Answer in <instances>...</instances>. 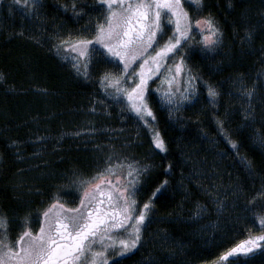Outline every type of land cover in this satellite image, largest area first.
Segmentation results:
<instances>
[{"label": "trees", "instance_id": "1", "mask_svg": "<svg viewBox=\"0 0 264 264\" xmlns=\"http://www.w3.org/2000/svg\"><path fill=\"white\" fill-rule=\"evenodd\" d=\"M0 1L7 6L11 0ZM39 2L37 12L44 24L42 30L54 29L63 37L68 33L75 35L88 15L101 17L104 12L98 0ZM73 3L77 5L76 11ZM80 7L84 13L78 11ZM6 13L0 34V73L6 77L5 82H0V215L11 222L13 213L22 216L28 203L36 206L39 199L46 198V194L36 192L47 190L38 186V190L30 189L33 192L29 196L17 194L16 176L32 174L28 172L31 167L27 161L30 147L16 148L20 145L17 143L13 149L12 141L23 140L33 131L34 123L53 130L60 128L77 113L91 87L59 61L55 51L49 50V44L21 30L15 9ZM208 15L221 29L219 45L201 53V45L193 46L195 42L192 45L190 39L182 55L199 80L218 92L216 102L213 103V98L212 103L206 104V99L196 102L181 112L182 120L172 122L152 94L147 95L156 117L154 126L164 139L166 150L154 151L148 159L151 170L146 175L147 182L142 181L137 198L143 204L156 187L153 181L164 179L167 170L169 185L153 199L150 222L143 236L156 231L168 240L158 242L153 238L147 241V247L142 241L133 253L109 264H211L236 243L264 232L257 220L264 215V197L258 195L264 187V144L260 142L264 137V0H201L189 12L192 20ZM250 27L255 30L248 39L246 30ZM241 76L248 87L253 82L260 85L254 100L255 122L242 120L233 108L231 86L241 84ZM217 117L225 121L227 133L237 142L236 148L220 132ZM21 151L23 157L17 158L14 152ZM89 153L90 148L65 140L59 150L48 149L42 160L36 158L35 162L44 161L56 172L88 173L92 169ZM225 186H230L233 194L228 202L224 201L225 209L217 212L216 197L209 193ZM197 204L207 210L195 220L189 216ZM10 231V236L15 237V232ZM218 262L264 264V250L258 249L249 257L237 255Z\"/></svg>", "mask_w": 264, "mask_h": 264}, {"label": "snow or ice", "instance_id": "2", "mask_svg": "<svg viewBox=\"0 0 264 264\" xmlns=\"http://www.w3.org/2000/svg\"><path fill=\"white\" fill-rule=\"evenodd\" d=\"M195 2L200 4L201 0ZM98 3L104 12L90 29L93 33L91 38L68 33L66 37L58 38L59 42L54 47L58 51L68 49L75 53L71 57L65 53L64 59L70 60L75 71L85 77L89 75L87 70L93 54L107 63H115L119 71H104L98 83L107 96L118 104H124L148 127L155 148L165 151L164 139L152 126L156 117L148 103L150 82L154 83L153 77H156L168 85L162 99L170 106L191 99L196 91L194 81L199 77L187 69V80L179 84L177 77L186 70L181 49L191 38L193 22L200 26L202 43L209 50H215L219 45L221 29L211 15L193 21L182 0H98ZM38 6L39 0H23L24 9L35 10ZM72 7L77 10L75 3ZM78 11L84 13L85 10L80 7ZM172 25V34L163 39L165 28ZM254 30V27L246 30L248 39H251ZM177 54H180L178 59ZM169 60H172L171 64ZM240 80L247 102L244 110L251 117L254 112L252 101L260 85L253 82L248 87L242 82L243 76ZM5 81V75L0 73V82ZM180 87L183 92L177 98ZM208 94L215 103L219 94L210 85ZM95 110L93 107L92 111ZM216 120L220 132L224 133L232 148H236L237 142L227 133L225 121L219 117ZM260 142L264 144V137L260 138ZM12 144H17V141L13 140ZM96 148L103 151L99 145ZM96 159L97 166L91 174L73 173L71 183L81 192L79 204L69 207L59 198H54L39 213L38 230L33 231L25 224L15 240H10L7 219L0 216V264H109L110 251L124 255L142 245L143 230L154 207L153 199L163 194L169 185L167 170L164 179L153 181L156 187L140 204L136 199L140 190L138 185L142 181L147 182L146 174L150 166L114 151ZM261 194L264 193H258ZM214 203L217 212L225 209L223 200L216 198ZM197 209L198 214L207 210L200 204H197ZM257 220L258 226L264 229V215L258 216ZM256 249L264 250V233L241 240L223 252L218 260L225 261L237 253L248 256Z\"/></svg>", "mask_w": 264, "mask_h": 264}, {"label": "rangeland", "instance_id": "3", "mask_svg": "<svg viewBox=\"0 0 264 264\" xmlns=\"http://www.w3.org/2000/svg\"><path fill=\"white\" fill-rule=\"evenodd\" d=\"M15 1L16 0L9 1L10 3H6L7 6L2 5L0 1V34L3 31V26L5 24L4 13L7 12L6 14H10L12 12V9H15L19 22L21 23V30L24 32L27 31L29 32V34L31 33L35 35L37 39L41 38V40L49 44V50L55 51L56 57L59 59V61L69 67L78 80L90 86L91 92L88 94L82 105L79 106L77 113L71 119H68L64 124H61L60 128H57V130H53L45 124L34 123L35 125L33 131H31L30 134H27L23 140L17 142L20 145H12L13 149H15V146H17L16 148H23L26 146L30 147V149L27 150L29 156V159L27 161L28 166L31 167L28 172H32V174H28L27 176H16L15 182L18 185L19 190L17 194L20 195L21 193L24 196H29L33 192V190H38V186L47 190L46 192L35 193L42 196L46 194V198L39 199V202L36 206H30L31 203H28L29 205L23 209L24 214L22 216L18 212H15L10 216V219L12 221L9 222L7 220V235L10 240H15V238L23 230V226L25 224L31 227L33 231L38 230L40 221L39 213L43 208L47 207L54 198H59L61 203H64L69 207H75L77 204H79V197L81 195V192L77 186L71 183L73 173L77 172L86 175L91 174L97 166V157L103 156L106 152L114 151L124 156H128L130 159L137 160L140 162V164L149 165L150 167L147 172L148 174L151 170V164L149 163L148 159L151 158V156L154 154V151L161 152V150L156 149L155 145L152 143V133L148 129V127L145 126L142 121H139L136 118L135 114L130 112L124 104H118L114 102V100L110 96H107L104 89L101 88L100 84L98 83V78L104 71L118 72L119 67L115 63H107L103 58L93 54L90 66L87 70L89 75L85 77L83 73L78 74L72 67V63L70 62V60L64 59L65 53H69L70 57L75 56L76 54L71 53L68 49H62L58 51V49L54 47V45L58 44L59 42L58 38H63V35L56 34L54 29H52L51 31L42 30L44 24L42 23V19H40V14L37 12L39 6L35 10H33L32 8L24 9L23 0H21L20 3H17ZM29 2H31V0H29ZM182 3L188 13L196 4L195 0H182ZM101 17L100 14H98L97 16L95 14L88 15L85 21V25L77 29L75 35H83L87 38H91L93 33L90 29L94 27L97 19ZM173 27L174 25L165 28V35L163 39H167V37L172 34ZM199 27L200 26L195 25V23L193 22L192 30L190 32L191 40H189L191 44L195 42L194 45L192 44L193 46H196V44H198V46L201 45L199 51H201V53H204L205 51L202 50L208 49H206L202 43V33L199 31ZM85 29L89 30L85 31ZM67 35L68 34H65L64 36ZM185 47L186 44L181 49L180 54L183 53ZM180 54H177L176 59L179 58ZM168 63L171 64L172 60H169ZM185 64V72L182 73L181 76L177 77L179 84H183V82L187 80V69L191 70L192 75L198 77L187 60H185ZM262 79L264 83V73L262 75ZM153 80L155 82H150L149 92L147 93V95L149 93L152 94V98L154 99V101H156L161 109H163L167 113L168 119H170L172 122H179L180 120H182L180 116L181 112L191 108L196 102H202L204 99H206V104L208 102L212 103V100H210L211 98L208 94L209 85L203 84V82L197 79L196 81H194L196 91L192 94L191 99L182 100L179 104L170 106L166 101H163L162 99L164 89L167 88L168 85L166 83H162L161 80L156 79V77H153ZM200 82L203 89L200 88ZM179 84L177 85V87H179ZM158 88L160 89V91H156ZM180 92H183L182 87H180L179 92H177V98L179 97ZM231 93L234 99V102L232 103L233 108L240 113L239 115L241 119L244 121L255 122L257 115V111L254 105L255 98L252 101L254 112L252 116L249 117L244 110L247 107V102L246 98L242 94L240 84L234 83L231 86ZM93 107H95V111H92ZM169 113H171V115ZM152 126L155 128L154 123H152ZM37 137H40L41 139H37ZM65 140L71 141V143L74 145H80L86 148H90L89 159L92 164V169H90V172L87 173L85 171L77 170H72L69 173H63L59 171L56 172L50 170L47 167L48 165H46L44 161H41V164L39 163L40 165L38 164V162H35L36 158L41 159V156L44 155L48 149L54 148L56 150H59L63 146ZM97 145H99L100 148L103 149V151H98L96 148ZM210 145H212V142H210ZM14 155L17 158H22L23 152H14ZM36 164L37 166L35 167ZM36 181L40 182V184H35ZM141 184L138 185V188H140ZM22 189L27 190L22 191ZM231 193L233 194L231 187L225 186L222 187V189L215 188L212 196L228 202ZM260 193H264V187L260 190ZM261 196L264 197V194H261ZM136 199L138 200L137 195ZM201 213L202 212H200L199 214ZM191 217L192 219L197 220V208L194 209L192 214L190 213L189 218ZM149 222L150 220L147 222L146 226L149 224ZM10 229L15 232V237L10 236ZM262 233L264 232H261V234ZM162 235L163 234H160V232L153 231L150 233V231H148L147 236L145 238L143 236V241H145L144 244L142 243L143 246L147 247V241L153 238L158 242L160 240H168L166 236ZM138 247H140V245ZM134 251L135 250H133L131 253H133ZM129 254L118 255L117 253H112L110 251L108 255V261L110 263L113 260L120 259ZM218 261L219 260L211 264H218Z\"/></svg>", "mask_w": 264, "mask_h": 264}, {"label": "flooded vegetation", "instance_id": "4", "mask_svg": "<svg viewBox=\"0 0 264 264\" xmlns=\"http://www.w3.org/2000/svg\"><path fill=\"white\" fill-rule=\"evenodd\" d=\"M197 19H200V18H197ZM191 39V38H190ZM200 40V39H199ZM209 50V49H208ZM258 249H256L253 253H255L256 251H257ZM253 253H250L248 256H245V255H243V254H239V253H237V254H234L233 256H230L229 258H234V257H236L237 255L238 256H241V257H249V256H251V254H253Z\"/></svg>", "mask_w": 264, "mask_h": 264}]
</instances>
